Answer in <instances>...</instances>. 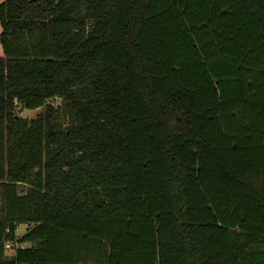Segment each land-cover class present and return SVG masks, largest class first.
<instances>
[{
	"label": "trees",
	"instance_id": "16d2710c",
	"mask_svg": "<svg viewBox=\"0 0 264 264\" xmlns=\"http://www.w3.org/2000/svg\"><path fill=\"white\" fill-rule=\"evenodd\" d=\"M0 25V264H254L264 0H6Z\"/></svg>",
	"mask_w": 264,
	"mask_h": 264
},
{
	"label": "rangeland",
	"instance_id": "374dc122",
	"mask_svg": "<svg viewBox=\"0 0 264 264\" xmlns=\"http://www.w3.org/2000/svg\"><path fill=\"white\" fill-rule=\"evenodd\" d=\"M6 0H0V5L4 3ZM43 1V0H41ZM80 15H83V10L81 11ZM92 23L88 22L87 23V28L89 29L91 27ZM2 32V28L0 25V34ZM3 55V49L0 44V58H2ZM49 104H51L54 107V113L52 116V124L54 126V129L56 131H64L66 130L69 126H73L77 124V116H76V109L73 107V105L63 99H55L54 101H51ZM44 112L45 109H39V110H23L21 106L17 107L15 113L23 119H27V121L30 123L31 120L36 119V116ZM5 126H6V119L3 121H0V146H4L6 150V131H5ZM2 207V199L0 196V210ZM33 226L29 227L28 225H21L18 228L17 231V236L21 237L23 236L29 228H32ZM259 251L261 252L259 257L253 261L254 264H264V246L259 248ZM8 255H11L12 252L8 251Z\"/></svg>",
	"mask_w": 264,
	"mask_h": 264
},
{
	"label": "built area",
	"instance_id": "2783aa9c",
	"mask_svg": "<svg viewBox=\"0 0 264 264\" xmlns=\"http://www.w3.org/2000/svg\"><path fill=\"white\" fill-rule=\"evenodd\" d=\"M16 236H17V233H16ZM19 238L20 237L17 236L14 242H7L5 245V250L7 252L8 251L15 252L16 250H24L28 248L29 245L27 243H20Z\"/></svg>",
	"mask_w": 264,
	"mask_h": 264
}]
</instances>
